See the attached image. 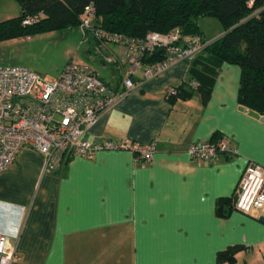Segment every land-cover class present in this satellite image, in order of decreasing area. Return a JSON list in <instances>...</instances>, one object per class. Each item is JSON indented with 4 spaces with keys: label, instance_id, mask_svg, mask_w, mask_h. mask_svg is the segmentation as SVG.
I'll use <instances>...</instances> for the list:
<instances>
[{
    "label": "crops",
    "instance_id": "1",
    "mask_svg": "<svg viewBox=\"0 0 264 264\" xmlns=\"http://www.w3.org/2000/svg\"><path fill=\"white\" fill-rule=\"evenodd\" d=\"M105 48L112 78L94 71L114 87L126 75L140 83L86 138L156 140V151L143 163L128 150H99L55 170L20 149L0 172V232L16 252L11 264H220L219 253L232 247L234 261L225 264H264L261 211L242 213L233 203L247 162L264 168V114L239 103L240 67L218 64L206 102L196 89L170 102L167 91L190 80L188 61L143 81V66L132 69L122 46ZM221 135L235 152L211 161L188 154L191 143Z\"/></svg>",
    "mask_w": 264,
    "mask_h": 264
},
{
    "label": "built area",
    "instance_id": "2",
    "mask_svg": "<svg viewBox=\"0 0 264 264\" xmlns=\"http://www.w3.org/2000/svg\"><path fill=\"white\" fill-rule=\"evenodd\" d=\"M94 7L89 4L80 16V28L89 29L101 42L123 47L131 68L142 65L140 57L156 47H163V60L147 64L143 81L153 78L181 61H189L206 46L201 35L179 40L177 32L151 31L144 36L111 32L93 25ZM35 21L26 17L24 24ZM110 62L112 57H105ZM140 81L126 75L120 87L104 81L91 67L70 60L53 80H46L21 64L0 65V172L7 169L22 148L40 153L46 169H55L75 156H91L99 150H128L135 160H152L156 140L141 144L127 137L91 143L86 133L99 115L133 90ZM195 85V83H192ZM231 148V140L222 135L215 141H197L187 147L193 160L211 161ZM235 208L242 213L259 209L264 217V168L249 160L238 182ZM16 252L9 238L0 232V264H11ZM225 264V262H219Z\"/></svg>",
    "mask_w": 264,
    "mask_h": 264
},
{
    "label": "trees",
    "instance_id": "3",
    "mask_svg": "<svg viewBox=\"0 0 264 264\" xmlns=\"http://www.w3.org/2000/svg\"><path fill=\"white\" fill-rule=\"evenodd\" d=\"M16 2L20 7L19 15L0 21V39L29 36L39 31L79 25L80 16L89 4L94 7L93 25L107 31L141 37L151 31L177 32L179 40L186 36L201 35L208 43L198 55L188 61L190 80H183L176 88L169 89L166 99L170 102L175 98L186 99L196 89L206 102L210 96L218 64L227 62L240 67L237 92L239 103L258 114H264V0H16ZM200 16L216 18L223 27L221 35L214 39H206L198 24ZM26 17H33L35 21L24 24L23 20ZM82 36L89 45L90 53L103 59L109 57L105 45L114 43L101 42L89 29L83 30ZM165 56V48L156 47L140 57L141 66L144 68L147 64L161 61ZM198 75L206 76L207 83L202 84L197 79ZM68 160L61 162L55 170ZM221 205L222 202L219 201L217 210L220 214H225L221 211ZM237 249L232 247L220 252L217 262L232 263Z\"/></svg>",
    "mask_w": 264,
    "mask_h": 264
},
{
    "label": "rangeland",
    "instance_id": "4",
    "mask_svg": "<svg viewBox=\"0 0 264 264\" xmlns=\"http://www.w3.org/2000/svg\"><path fill=\"white\" fill-rule=\"evenodd\" d=\"M19 12L16 0H0V21L16 17ZM198 24L209 39L217 38L223 32L222 25L214 17L200 16ZM88 51L89 45L83 40L82 29L74 25L65 29L39 31L29 36L0 39V65H25L44 79L53 80L66 63L73 60L111 80L108 61Z\"/></svg>",
    "mask_w": 264,
    "mask_h": 264
},
{
    "label": "water",
    "instance_id": "5",
    "mask_svg": "<svg viewBox=\"0 0 264 264\" xmlns=\"http://www.w3.org/2000/svg\"><path fill=\"white\" fill-rule=\"evenodd\" d=\"M260 220L264 222V217H261Z\"/></svg>",
    "mask_w": 264,
    "mask_h": 264
}]
</instances>
